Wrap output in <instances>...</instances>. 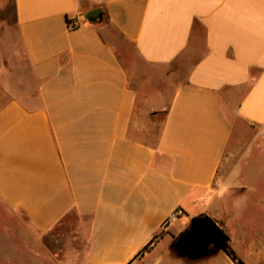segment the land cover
Wrapping results in <instances>:
<instances>
[{
  "label": "crops",
  "instance_id": "0c3cea01",
  "mask_svg": "<svg viewBox=\"0 0 264 264\" xmlns=\"http://www.w3.org/2000/svg\"><path fill=\"white\" fill-rule=\"evenodd\" d=\"M14 2L32 80L0 91L4 207L37 234L77 214L82 264H143L164 228L216 220L235 124L264 125V0Z\"/></svg>",
  "mask_w": 264,
  "mask_h": 264
},
{
  "label": "rangeland",
  "instance_id": "374dc122",
  "mask_svg": "<svg viewBox=\"0 0 264 264\" xmlns=\"http://www.w3.org/2000/svg\"><path fill=\"white\" fill-rule=\"evenodd\" d=\"M129 50V65L145 76L155 73V68L141 61L132 46ZM173 70L185 75V68L179 62ZM31 80L16 24L15 2L4 0V7L0 8V91L7 85L13 89L21 88L22 83ZM162 123V116L156 118L150 113L149 134L146 131L143 135L156 138ZM216 188L220 198L215 207L216 221L228 234L234 255L229 257L219 251L193 259L197 253L189 250L184 256L180 252L184 248L178 240L190 226L177 236H169L166 227L158 235V241L165 240L154 250H147L149 258L143 264H264V125L242 120L235 124ZM239 198H244L247 206L237 216L233 203ZM187 221L188 217L183 215L175 227L179 228ZM80 224L81 218L72 213L52 231L37 234L24 212H12L0 202V264H82L80 259L85 256L88 239L80 232ZM160 258L159 263H154Z\"/></svg>",
  "mask_w": 264,
  "mask_h": 264
},
{
  "label": "water",
  "instance_id": "95a60500",
  "mask_svg": "<svg viewBox=\"0 0 264 264\" xmlns=\"http://www.w3.org/2000/svg\"><path fill=\"white\" fill-rule=\"evenodd\" d=\"M102 18L103 12L101 9H96L87 15V19L93 23H99ZM229 240L228 234L215 219L209 215H202L192 219L190 228L182 235L178 244H182L184 249L180 252L184 256L189 250L196 252L197 256L193 259L219 251H223L229 257H232L234 252L230 248Z\"/></svg>",
  "mask_w": 264,
  "mask_h": 264
},
{
  "label": "clouds",
  "instance_id": "9594fccd",
  "mask_svg": "<svg viewBox=\"0 0 264 264\" xmlns=\"http://www.w3.org/2000/svg\"><path fill=\"white\" fill-rule=\"evenodd\" d=\"M246 200L244 198H239L233 203V207L236 210L235 214L238 216L240 215L241 211L243 210L244 207H246ZM238 209V210H237Z\"/></svg>",
  "mask_w": 264,
  "mask_h": 264
},
{
  "label": "built area",
  "instance_id": "2783aa9c",
  "mask_svg": "<svg viewBox=\"0 0 264 264\" xmlns=\"http://www.w3.org/2000/svg\"><path fill=\"white\" fill-rule=\"evenodd\" d=\"M181 216V213L179 211H175L173 212L169 218L167 219V223L171 224L173 222H175L179 217Z\"/></svg>",
  "mask_w": 264,
  "mask_h": 264
},
{
  "label": "trees",
  "instance_id": "16d2710c",
  "mask_svg": "<svg viewBox=\"0 0 264 264\" xmlns=\"http://www.w3.org/2000/svg\"><path fill=\"white\" fill-rule=\"evenodd\" d=\"M72 22H73L72 20L68 19V23H69L70 28L74 29V28H76V25H74Z\"/></svg>",
  "mask_w": 264,
  "mask_h": 264
},
{
  "label": "flooded vegetation",
  "instance_id": "af4514ba",
  "mask_svg": "<svg viewBox=\"0 0 264 264\" xmlns=\"http://www.w3.org/2000/svg\"><path fill=\"white\" fill-rule=\"evenodd\" d=\"M179 240H180V239H179ZM179 240H178V241H179Z\"/></svg>",
  "mask_w": 264,
  "mask_h": 264
}]
</instances>
